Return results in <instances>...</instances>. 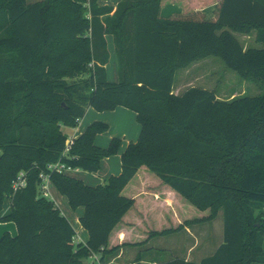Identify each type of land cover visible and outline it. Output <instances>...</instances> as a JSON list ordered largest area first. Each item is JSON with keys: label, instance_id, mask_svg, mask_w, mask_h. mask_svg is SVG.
<instances>
[{"label": "trees", "instance_id": "obj_1", "mask_svg": "<svg viewBox=\"0 0 264 264\" xmlns=\"http://www.w3.org/2000/svg\"><path fill=\"white\" fill-rule=\"evenodd\" d=\"M100 1L108 0H0V210L8 199L2 220L17 229L16 237L0 238V264H85L93 254L104 264L122 247L211 222L220 211L223 238L213 254L199 263L149 262L264 264V92L230 101L198 87L172 93L176 72L207 57L264 84V0H206L202 6H216L209 19L198 11L163 19V0H121L114 11ZM251 33L262 49H244L233 35ZM107 35L114 39L116 83L106 80ZM118 107L134 112L141 127L121 154L119 175L90 187L47 170L60 160L97 172L120 140L97 148L94 139L107 126L93 123L63 156L62 128H75L90 108ZM142 169L149 180L141 195L168 188L179 200L180 223L167 213L148 217L145 225L153 226L143 241L109 247L114 229L137 210L124 190L138 186L133 180ZM20 172L26 186L13 192ZM41 174L72 210L84 209L86 244L76 243L68 220L43 196ZM186 204L204 215L188 219Z\"/></svg>", "mask_w": 264, "mask_h": 264}, {"label": "crops", "instance_id": "obj_2", "mask_svg": "<svg viewBox=\"0 0 264 264\" xmlns=\"http://www.w3.org/2000/svg\"><path fill=\"white\" fill-rule=\"evenodd\" d=\"M120 1L121 0L100 1L98 2V6L112 7L114 11ZM204 2H206V0H163L160 17L168 19L198 11L204 15L205 18H212L216 6L213 4L202 6ZM105 40L109 56L108 63L105 65L106 80L110 83H116L118 81V70L114 39L112 36L107 35ZM181 92L182 91L176 88H172V93L174 95H180L182 94ZM93 123H102L107 126L106 132L97 135L94 139V145L97 148H108L110 142L114 139L120 140V146L116 155L101 160L100 169L97 172L88 173L79 169H74L66 174V176L79 180L90 187L102 185L109 177L117 176L121 173V154L126 150L130 143L137 142L141 131V127L137 122V116L132 111L118 107L109 112H96L90 108L86 111L84 117L79 120L75 128H68L72 133L69 139L74 140L78 138L79 135ZM148 178L149 175L142 169L133 180L138 186L134 188L132 184H130L124 190L125 193L128 194L127 196L136 198L137 210H130L124 216L122 223L114 229L109 238V247H114L122 243L133 244L143 241L146 238V233H148L153 226V224L145 225V222L143 221L145 217L148 218L147 214L150 211L153 212V215L157 220L160 218L164 219V216L167 213V215H169L168 217H172L174 224L180 223L179 212L175 207V204L179 205V200L168 188H161L159 192L156 191L151 196L141 195L142 193H145V186L149 180ZM45 193L47 194L46 198L50 199L58 207L61 214L70 223L75 232L76 243L83 245L86 244L88 241V233L80 225V218L84 213V209L78 208L72 210L69 207L67 199L55 189L51 182L46 183ZM9 213L10 201L5 199L2 209L0 210V238L4 234H8L11 237H16L17 235L15 224L13 222L2 220V218L6 217ZM220 241L221 242L216 249L222 244V237ZM146 244L142 246L122 247L112 256L106 257L104 264H136L135 261L138 258V255L142 256L143 254V252H137V250L141 249L139 247H145ZM194 250L195 246H190V255ZM140 259L142 261L137 264H151L145 257H140ZM183 259L188 262L199 263L204 257L198 260H192L186 257H183ZM85 264H87V261H85Z\"/></svg>", "mask_w": 264, "mask_h": 264}, {"label": "rangeland", "instance_id": "obj_3", "mask_svg": "<svg viewBox=\"0 0 264 264\" xmlns=\"http://www.w3.org/2000/svg\"><path fill=\"white\" fill-rule=\"evenodd\" d=\"M26 1L28 4H32L41 0ZM233 35L244 49L263 48L261 44L255 42L254 33ZM191 87L211 91L221 101H230L242 96L255 97L264 92V84L261 81L239 76L234 71L227 69L216 57H207L197 61L175 74L173 89L176 88L183 93ZM62 131L68 139L71 137L72 133L68 128H62ZM150 186L156 187L155 185ZM187 207L189 208L188 219L200 218L204 215L190 205ZM147 215L151 219L154 218L152 211ZM221 237L223 238V217L220 211L211 222L194 224L179 233L151 238L146 246L139 247L141 249H138L137 252H144L147 261L156 259L159 262H165L175 258L183 259V257L198 260L213 254L221 242ZM190 246H195L191 255Z\"/></svg>", "mask_w": 264, "mask_h": 264}, {"label": "built area", "instance_id": "obj_4", "mask_svg": "<svg viewBox=\"0 0 264 264\" xmlns=\"http://www.w3.org/2000/svg\"><path fill=\"white\" fill-rule=\"evenodd\" d=\"M79 122V120H77V123ZM73 143V140L68 139L65 143V150L63 153V156H65L67 154V152H69L70 147ZM47 170L49 172H56L58 174H68L69 172H71L74 169H71L70 167L65 166L62 162H60V160L54 164H50L47 166ZM40 179L42 181V185H41V192L43 194L44 197H47V194L45 193L46 191V183L49 182L48 176L41 174ZM26 186V181H25V174L24 172H20L18 173V175L15 177V179L12 182V190L13 192L18 191L19 189H22ZM87 264H101L99 256L96 254H93L89 260L87 261Z\"/></svg>", "mask_w": 264, "mask_h": 264}]
</instances>
